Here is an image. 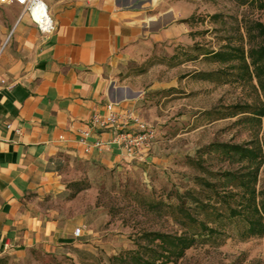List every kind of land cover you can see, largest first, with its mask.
Listing matches in <instances>:
<instances>
[{
    "label": "crops",
    "instance_id": "crops-1",
    "mask_svg": "<svg viewBox=\"0 0 264 264\" xmlns=\"http://www.w3.org/2000/svg\"><path fill=\"white\" fill-rule=\"evenodd\" d=\"M44 1L51 32L18 3H3L20 6L0 41V253L17 257L72 239L70 224L41 204L62 189L66 161L111 167L146 155L150 146L128 152L111 140V128L92 126L91 115L111 102L115 111L139 116L138 89L115 80L114 69L135 40L170 34L177 15L166 0ZM96 139L103 144L92 145Z\"/></svg>",
    "mask_w": 264,
    "mask_h": 264
},
{
    "label": "rangeland",
    "instance_id": "rangeland-1",
    "mask_svg": "<svg viewBox=\"0 0 264 264\" xmlns=\"http://www.w3.org/2000/svg\"><path fill=\"white\" fill-rule=\"evenodd\" d=\"M166 2L175 5L177 12L170 34L132 42L113 73L118 82L138 89L137 112L156 128V138L146 155L111 167L87 160L66 161L61 167L62 189L44 195L41 204L61 222L70 224L72 232L80 226L82 234L72 233V239L55 250L34 248L22 257L0 253V264H98L108 255L131 247L142 228L178 229L169 217L136 203L134 193L165 197L170 190H182L192 185L189 178L197 173L185 163L186 155H194L198 147L211 141L242 142L253 137L248 126L236 121L240 115L212 119L204 113L250 101L246 88L196 77L197 70L218 66L201 56L173 66L166 62L178 46L187 48L196 42L217 48L225 37L235 42L245 24L264 21V10L233 0ZM19 9L14 3H0V41L8 33L11 14ZM213 13L218 16L210 18ZM191 15L197 18L194 22L183 20ZM258 134L264 137V118ZM258 187H264V162ZM174 264H264V236L241 240L233 235L221 244L198 243Z\"/></svg>",
    "mask_w": 264,
    "mask_h": 264
},
{
    "label": "trees",
    "instance_id": "trees-1",
    "mask_svg": "<svg viewBox=\"0 0 264 264\" xmlns=\"http://www.w3.org/2000/svg\"><path fill=\"white\" fill-rule=\"evenodd\" d=\"M233 1L264 10V0ZM208 16L217 17L218 13ZM196 19L191 15L183 20L192 23ZM222 41L217 48L196 42L187 48L178 46L166 63L173 66L201 56L218 66L197 70L196 77L246 88L250 101L204 113L212 119L240 115L236 121L248 126L253 137L242 142L211 141L198 147L194 155H186L185 163L197 173L189 178L192 185L182 190H170L165 197L135 192L136 203L169 217L178 229L142 228L131 247L98 264H174L198 243L221 244L233 235L241 240L264 236V187H258L264 162V137L258 134L264 118V21L251 20L238 40L225 37Z\"/></svg>",
    "mask_w": 264,
    "mask_h": 264
},
{
    "label": "built area",
    "instance_id": "built-area-1",
    "mask_svg": "<svg viewBox=\"0 0 264 264\" xmlns=\"http://www.w3.org/2000/svg\"><path fill=\"white\" fill-rule=\"evenodd\" d=\"M6 2H16L21 5L22 12H27L41 31L51 32L54 29V19L44 0H0V3ZM106 107L107 112H94L91 115V125L99 129L111 128L115 132L111 140L121 144L128 152H138V150L149 146L155 140L156 128L153 124L131 111H115L111 102L107 103ZM127 120H131L134 124L133 129L123 128ZM83 134L88 135L89 130H83ZM102 144L101 139H96L92 143L94 146ZM72 233L74 236L81 235V227L76 226Z\"/></svg>",
    "mask_w": 264,
    "mask_h": 264
}]
</instances>
